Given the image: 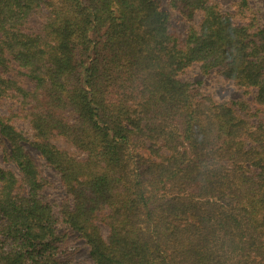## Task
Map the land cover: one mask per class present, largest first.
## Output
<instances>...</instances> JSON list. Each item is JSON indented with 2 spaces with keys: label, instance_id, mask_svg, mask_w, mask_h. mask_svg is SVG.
Instances as JSON below:
<instances>
[{
  "label": "trees",
  "instance_id": "16d2710c",
  "mask_svg": "<svg viewBox=\"0 0 264 264\" xmlns=\"http://www.w3.org/2000/svg\"><path fill=\"white\" fill-rule=\"evenodd\" d=\"M193 68L241 96L205 92ZM0 139L19 171L0 165V264H69L73 234L91 264H264L250 0H0Z\"/></svg>",
  "mask_w": 264,
  "mask_h": 264
},
{
  "label": "rangeland",
  "instance_id": "374dc122",
  "mask_svg": "<svg viewBox=\"0 0 264 264\" xmlns=\"http://www.w3.org/2000/svg\"><path fill=\"white\" fill-rule=\"evenodd\" d=\"M217 1H219L224 8H228L231 6V3L235 0ZM250 2L258 10V13L262 16L264 20V0H250ZM172 25L179 32H184L186 29V24L183 22L182 18L178 14H175L172 18ZM187 75L194 81H200L203 90L207 93L213 94L216 98L236 99L241 96V91L231 81L221 77L218 74H204L198 68H193L190 69ZM1 111L5 112L6 108L3 107ZM25 146L38 161L44 176L52 182V187L47 190V195L52 200H60L61 197L64 195V191L62 190V186L57 172L52 167L47 165L45 159L33 146H31L29 143H25ZM4 150V145L0 139V165L6 169H13L18 174V168L5 160ZM103 229L104 233H107V229L104 226ZM68 250L69 254L66 255V257L64 258L68 261L69 264L92 263L89 256L88 246L81 238L77 237L76 234L69 236Z\"/></svg>",
  "mask_w": 264,
  "mask_h": 264
}]
</instances>
